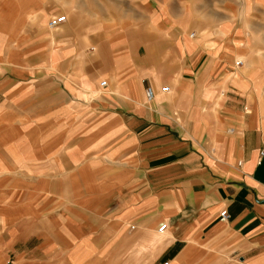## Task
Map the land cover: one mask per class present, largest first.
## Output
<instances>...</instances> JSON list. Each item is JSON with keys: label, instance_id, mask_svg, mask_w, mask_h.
<instances>
[{"label": "crops", "instance_id": "1", "mask_svg": "<svg viewBox=\"0 0 264 264\" xmlns=\"http://www.w3.org/2000/svg\"><path fill=\"white\" fill-rule=\"evenodd\" d=\"M187 2L66 14L53 33L39 23L42 0L36 25L24 7L20 40L0 61V206L31 191L37 212L0 221L17 259L14 245L35 238L40 264H66L71 240L89 253L79 264H134L127 257L149 256L141 240L164 224L148 264H264V110L244 95L264 61L228 17L189 31ZM238 53L255 68L234 64Z\"/></svg>", "mask_w": 264, "mask_h": 264}, {"label": "rangeland", "instance_id": "2", "mask_svg": "<svg viewBox=\"0 0 264 264\" xmlns=\"http://www.w3.org/2000/svg\"><path fill=\"white\" fill-rule=\"evenodd\" d=\"M188 9H189V22L190 29L196 31V35L199 34L200 30H202L203 24H217L226 20L225 18L232 20L235 25H241L245 31H247L252 37L253 47H252V55L253 58L261 63V60L264 61V0H187ZM41 0H30L27 2L25 6L30 7L32 10L30 14L32 17V23L36 25L38 23L37 16L39 11L36 9L33 10L35 6H40ZM142 3V2H141ZM138 0H42V7L48 13L47 18L42 17L39 21L40 26L42 28L47 27L49 29V33H53L52 31L58 30L61 28V25L56 28H51L48 26V19L56 14L65 13L68 15L73 13L85 14L89 12V14L94 15V17L103 16L109 12L118 13L123 11L128 6H131V9L134 6H137ZM20 5L23 8L21 11ZM61 7H58V6ZM24 1L21 0H0V17L5 15V20L1 22L8 23L9 18L16 14L18 11V16L9 26H0V61L3 59L4 55H11V51L16 47L18 41L20 40L19 30L22 22L24 21ZM143 7V5H142ZM70 10V11H69ZM218 16L220 18L218 19ZM93 17V18H94ZM46 18V19H44ZM195 20H198V25L195 26L192 24ZM45 26V27H44ZM50 45L53 44V38L50 36ZM90 45V43H87ZM217 45L216 43H212V47ZM232 46H242L239 42L234 41ZM219 46L214 49V54L217 55V58L221 59L222 57H226V60L231 58L230 52H224L222 55H219ZM50 54L53 55L55 49L51 47ZM242 60L244 63L243 67L246 68H255V60L252 61H244L243 55L240 53L234 56V64L236 61ZM259 63V64H260ZM264 63V62H263ZM261 65V64H260ZM235 72H228L226 77L231 75H235ZM105 80V79H102ZM106 81V80H105ZM264 77L256 84L254 93L255 95H250L244 93L247 97L248 104H256L260 110H264V105L259 103V98L262 97L264 99ZM161 87V86H160ZM205 98L210 99V97L205 96ZM246 105V111H252L249 105ZM12 155L16 159L15 161L21 163L20 158H17L15 152L12 151ZM33 192L27 193L26 198L24 199L23 204H8L0 206V221L2 223H6L9 220V217L12 219H16L20 215H29L32 218L37 216L36 207L31 199H33ZM25 206L23 209L25 210V214L23 213V209L17 206ZM14 207V208H12ZM13 210V211H12ZM162 235L158 233V228H156L148 239L141 240V244L139 247L147 248L148 255L139 256L140 251H134V254L131 257H127L134 262V264H148L150 260H152L155 256V252H157L163 245L161 243H153L151 237H156L162 239ZM5 235H0V264H40L43 262L44 257L39 255V251L37 249L38 240L35 238L25 240L24 242H18L14 245L15 250L24 249V256L17 259L12 250L6 249L5 247ZM163 240V239H162ZM71 249H64L63 256L66 264H79L83 259L88 256V252L80 250V244H74ZM84 243V241L82 242ZM107 257L103 258L97 264H106ZM109 264H116L115 262ZM126 264V263H125Z\"/></svg>", "mask_w": 264, "mask_h": 264}, {"label": "built area", "instance_id": "3", "mask_svg": "<svg viewBox=\"0 0 264 264\" xmlns=\"http://www.w3.org/2000/svg\"><path fill=\"white\" fill-rule=\"evenodd\" d=\"M66 20H67V15L65 13H59V14L51 16L48 19V26L51 28H56V27L60 26L62 23H64ZM92 49L93 48H90V50H92ZM239 62L240 61L238 60L235 62V64L238 65ZM105 83H106V81L102 80L100 82V85H105ZM169 88H170L169 85H164L160 88V92L166 93L170 90ZM263 90H264V87H263ZM155 95H156V91L153 87L147 86L145 88V97L147 100H152L155 97ZM260 153L264 154V149H261ZM221 216L226 217V212L222 211ZM164 228H165V225L163 224V225L158 227V230L162 231V230H164ZM162 264H168V261H164Z\"/></svg>", "mask_w": 264, "mask_h": 264}, {"label": "bare ground", "instance_id": "4", "mask_svg": "<svg viewBox=\"0 0 264 264\" xmlns=\"http://www.w3.org/2000/svg\"><path fill=\"white\" fill-rule=\"evenodd\" d=\"M160 233H163V230H162V231H160Z\"/></svg>", "mask_w": 264, "mask_h": 264}]
</instances>
